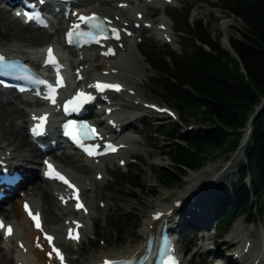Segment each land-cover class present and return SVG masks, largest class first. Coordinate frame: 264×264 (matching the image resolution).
Listing matches in <instances>:
<instances>
[{
    "label": "bare ground",
    "instance_id": "bare-ground-1",
    "mask_svg": "<svg viewBox=\"0 0 264 264\" xmlns=\"http://www.w3.org/2000/svg\"><path fill=\"white\" fill-rule=\"evenodd\" d=\"M117 1L118 0H99V3L95 5L93 0H82L79 1L78 5L85 7L86 11H93L102 16L109 17L115 24L124 26L125 30H131L132 35L136 32H141L143 29L141 25H143L145 21H150L145 19L148 16L147 5L137 3L135 6L134 4V9L131 11L129 7L125 8L118 6ZM213 11L215 12L217 20L213 23V27L221 30V34H219L218 37L219 43L221 42V45L228 47V50L233 54L229 45V32L230 25L233 23V16L230 12H228V14H231L229 16L223 15L221 9L218 7H214ZM138 12H143L144 18H139L137 14ZM5 13L6 10H3L0 6V24L3 27L7 26L8 28H6V30L9 29L11 35H13L16 40L35 45V48L30 51L23 50L21 44L13 45L17 53L25 58V61L33 64L38 62L37 45L43 40H46L45 44L47 46L51 43H61V38L59 36L60 26L55 27L54 33H48L44 30L37 29L29 30L28 26L22 25L21 22L14 17L7 21L4 17ZM162 13L165 14V10ZM207 14H209V11H207ZM73 16H76V14L69 13L68 21H74L73 19H70V17ZM135 22H138L140 27L135 28ZM153 23L154 26L150 29H156L160 32L165 31V38L170 39L168 31L171 29V25L165 19V16L159 15ZM163 25H165L168 30L162 29L161 26ZM113 44H115L117 48L116 54L119 53L120 55L117 60L115 59V62L111 64L105 63L104 59H102V62L84 65L85 61L92 62L95 57L93 54L83 51L76 54H80V59L78 64L72 69L79 68L80 72L83 73V79L75 82L79 86L87 87V84L90 83L89 79L93 80L99 76L102 77L103 74H101L99 70L100 66H103V69L108 70L106 77L109 79L106 78L107 80L121 83L119 80L111 79V76L122 74L128 82H131V85L124 86L120 92H110L105 95L108 100L113 101V111L109 116L114 118L115 123L112 126L113 131L110 135H113V140L116 144L123 143L122 149L119 150L116 155H108L95 161L86 159L82 162V159L65 150L60 151L59 154H55L54 156L50 155L51 158L62 163V166L60 165V167L64 169L79 185L82 195L88 189L92 191L90 198L85 199L86 206H84V208L88 209L87 215L82 214L81 217L80 212L72 210L71 205H69L70 195L65 186L41 178L42 173L39 171L36 161L40 160L41 162L42 157L38 158L40 150L34 146L33 140L30 139L29 135V122L33 116L39 114V110L35 107L36 105H33L27 100L21 99L19 95H14V102L10 96L12 93L11 90L0 91V160L17 162L20 167L19 170L23 172L25 176L24 181L15 189V193L18 194V189L25 187V189L23 188L22 190L24 192L23 195L14 197L10 201L8 200L10 203L9 208H0V217L5 220L6 224L14 226L16 232L14 237L11 235L6 238L4 236V227L0 228V264H58L53 257L46 256V253L50 252V248L42 238V231L50 232L53 235V239L63 248V250L66 249L67 244V241L64 239L66 227L71 226V223L79 225L81 228V237L84 235L85 231H88V223L85 218H87V220L91 219L93 216L92 212L95 213V209H93V200L98 195L97 183H100L105 179L104 173L106 171L105 166L107 165V162H112L116 157H118V160L124 159L127 155L129 156L130 154L135 153V149L129 144L136 143L138 141L137 138L123 133L128 130H133L134 122L137 120L135 116L141 118L146 111L154 113V116L157 114L156 111L151 109V106L145 104L143 101L131 98V95H140L136 80L139 82L138 71L144 69L140 65L139 60L144 59L145 52L139 50V47L137 46L138 42H135L134 44L130 43L129 38L126 37V35H122V37L119 40L114 41ZM134 47L138 50L140 55L135 52ZM99 50L105 51L106 46ZM123 50H125V53H122ZM70 53L73 54L72 51H70ZM105 57L111 58L112 56ZM148 58H150V56H148ZM91 71H93V73H91ZM74 77L75 74H73V78ZM128 79H132V81H129ZM74 88L77 87L75 86ZM20 102L24 103V105H20ZM93 107L94 105L89 107L88 111L90 112ZM51 108L52 111H57V108ZM132 108H136L140 110V112L137 111L131 113L130 110H132ZM97 111L99 112L98 109ZM249 128L250 125L248 124L243 129V135L239 146L228 159L227 165L223 171L214 170L213 166H209L202 168L196 173L190 174L188 178L189 185L184 188L182 192L176 194L170 202L148 212L147 217L143 218L141 227L139 228V235L135 240L136 244L129 252L116 254L102 253L98 256L92 257L89 262H85V264H95L100 262L104 257L114 258L118 256H127L131 259L139 257L143 253L147 237L149 234L155 235V233H157L158 226L164 218L166 219L165 224L167 230L172 233L173 248L181 259L179 264H186L183 260L182 250L179 246V237L175 233L180 230L182 223L187 219L199 222L204 229L211 225L214 217L212 200L214 195L213 189L215 188H213V185L217 183L219 177L232 171L233 168L240 163L245 148L250 141L251 134H249ZM156 164L160 165L164 164V162L158 161ZM76 170L82 172V174L76 175ZM83 173H86L87 176H83ZM169 195L170 193L163 192L161 196L162 198H166ZM61 198H63V200ZM15 199L18 200V203H15ZM23 202H28L30 204L32 212L41 213L43 218L41 230L32 227L29 217L22 210L21 204ZM161 212L162 216L159 219H156L155 216ZM69 213H72V217L77 216L78 218L73 220L69 216H66V218H64L66 221H63V225L52 224L53 221H56V217L67 215ZM61 228L65 229L64 232ZM19 230L21 231L19 232ZM252 232V230H246L241 222H238L232 226L228 237L225 239V242L230 244L229 246H235L237 249V260L240 264L260 263L261 256L259 255V251L261 249L260 246H258L257 239H250ZM11 239H14L15 246H8V249L5 250L1 243ZM19 242H22L21 249L18 247ZM221 248L222 247H218L216 249L217 251H221ZM207 249L206 244V247H203L202 251H207ZM13 250L16 252L17 257L15 258L10 253ZM65 261L68 262L67 264H77L76 261L73 262L68 256Z\"/></svg>",
    "mask_w": 264,
    "mask_h": 264
},
{
    "label": "trees",
    "instance_id": "trees-1",
    "mask_svg": "<svg viewBox=\"0 0 264 264\" xmlns=\"http://www.w3.org/2000/svg\"><path fill=\"white\" fill-rule=\"evenodd\" d=\"M242 25L229 37L234 52L220 46L201 19L189 23L186 8L183 18L186 28L176 29L184 44L176 54L167 49L166 59L150 53L149 61L158 77L154 81L160 98L179 112V121L154 133L168 140L166 155L172 167L157 172L159 186H171L176 176L189 170H199L205 163L204 154L210 148L221 152L235 151L255 107L264 98V0H219ZM149 56V54H148ZM188 117L206 124L197 129L182 130L181 122ZM245 161L237 168V181L231 192L219 198L215 206V236L221 237L240 214L264 216V105L253 121ZM129 173H127L128 175ZM249 178V184L245 181ZM139 190L145 189L140 176L122 179ZM156 190H151L154 196ZM110 237L123 243L128 219L114 213L105 218ZM98 228V225L96 226ZM185 245L197 236L189 223L182 227Z\"/></svg>",
    "mask_w": 264,
    "mask_h": 264
},
{
    "label": "rangeland",
    "instance_id": "rangeland-1",
    "mask_svg": "<svg viewBox=\"0 0 264 264\" xmlns=\"http://www.w3.org/2000/svg\"><path fill=\"white\" fill-rule=\"evenodd\" d=\"M220 3L221 2L219 0H199L197 2H195L194 0H172V2L168 6H165L164 9L154 10L153 13H150L148 11V16H145V19L147 20H151L149 18H152L153 22L159 15L165 16V19L171 25V29L168 32V34L170 35L169 42H166V40L158 39L154 35V29H148L146 33L143 32L145 27L144 25L150 23L151 21H146L143 25H141V27H143L142 31L136 32L133 37L129 38V41L130 43L132 41H141L138 46H140L142 51H144L146 54H149V56H151L150 53H153L155 56L162 58L165 54H167V49H170L176 54H179V52H181V46L184 44V40L183 38L179 37V34L175 33L172 29L174 28L176 30L181 27L186 28L183 14L185 13L186 8H188L189 6H191L188 12L189 23L201 19L205 26L209 28L210 31H212V36L214 37V39H216L217 37H219V34H221V30L215 29L213 27V23L217 21L213 8L214 5L218 6ZM94 4L97 5V2ZM219 8L221 9L223 15H231L228 14V11L224 8ZM164 10L165 14L162 13ZM207 11H209V14H207ZM140 13L143 14V12ZM232 16L233 23L230 25L229 32L231 37L236 35L235 29L242 25L241 20L236 19L233 14ZM4 17L7 21L12 18L10 13L8 12L5 13ZM56 27H59V25H57ZM6 28L8 27H3L0 24V48L13 47V45L16 44H21L22 49L25 51H30L35 48V45L16 40L15 37L11 35L10 30H6ZM28 29L35 30L31 26H28ZM186 31L189 32L187 28ZM59 36L60 38H62L61 28ZM45 41L46 40H43L39 45H37V48L40 46H44L46 43ZM219 44L221 47L228 49V47L221 45V42ZM134 50L135 52H137V54H139L136 48ZM70 51L71 49L67 48L64 54L67 56V61L65 62L67 63L68 67L71 68L72 73V68L78 64L80 54H71ZM88 53L93 54L95 58L94 60H92V62L85 61L84 65H89L91 63L96 64L98 62H102V59H104L105 63L111 64L115 62V59L117 60L120 56L119 54H117L116 56L114 55V57L111 58H102L98 55V50H89ZM122 53H125V50H123ZM166 59L168 60L169 57L166 56ZM139 61L140 65L144 68L143 70L138 71L139 82L138 80H136L140 95H131V98L139 99L145 104H152L153 106L155 105V107L160 106V108H164L165 106H167V102L160 98V91H158L156 89V86L154 85V81L158 77V74L154 71L151 63L145 56L144 59H140ZM99 70L101 74H104L107 71V69H103V66H100ZM91 73H93V71H91ZM111 79L121 81L124 86L131 85V82H128L122 74L111 76ZM128 80L132 81V79ZM11 99L15 102L14 97L12 98L11 96ZM170 107V109L174 112V117H171L167 113H160L161 115L156 114L154 116V113L146 111L144 116L140 120L135 121L133 130H128L126 131V133H123L132 135L137 138L138 141L136 143L129 144L135 149V153H132L129 156L127 155L126 157H124V159L118 160V157H116L112 162H107V165L105 166L106 171L104 173L105 179L102 182L97 183L98 195L93 200V209H95V213L92 212L93 216L91 219H88L89 221L87 220V218H85L88 223L89 229L88 231L84 232V235L81 237L80 241L76 243L67 242L66 244L65 252L68 258H70L73 262L76 261L77 264H85V262H89L92 257L98 256L102 253L116 254L129 252L136 244L135 240L139 235V228L141 227L143 218L147 217V214L148 212H150V210H155L157 207L170 202V200H172V198H174L176 194L182 192L183 189L189 185L188 178L190 174L196 173L202 168L209 166H213L214 170L217 171H223L225 169L228 158L233 155L234 151L224 153L221 152L219 148H210L207 153L204 154L205 163L199 170H189L183 177L176 176V181L173 182L171 186L158 185L157 172L160 170V168L170 169L172 167V164L169 158L164 155V152L166 150L165 144H167L168 140L164 138L161 133L153 134L152 131L166 129L169 124L178 120V113L171 105ZM130 111L137 112L138 109L132 108V110ZM205 124L206 123L198 119V117H188L186 122H181V126L184 131H186V129H190L189 127L197 130L203 127ZM38 158H41V155H39ZM242 158L244 160V156H242ZM121 161H123L122 164ZM156 161L164 162V164H156ZM39 163L40 160L36 161V165H38ZM58 164L62 166V163L58 162ZM238 165L233 168V172L236 171ZM232 171L227 172L223 176L219 177L217 183L213 185V188H215L213 189L214 193L216 192L217 188L220 189L221 187H225V189L230 192L229 185L231 180H233L232 184L240 181V178L236 173L232 175ZM127 173L129 174L127 175ZM81 174L82 172L76 170V175ZM83 176H87V174L83 173ZM133 176H140L142 183L145 185V189L139 190L138 188L130 186L129 184H124L122 179L128 177L132 178ZM23 188L25 189V187H22L19 189V191H22ZM151 190H156L157 193L152 196L150 194ZM163 192H167L168 194L170 193V195L166 198H162L161 195ZM91 195L92 191L90 189L86 190L83 193L84 200L86 198H90ZM14 201L15 203H18L17 199H15ZM9 204L10 203L8 201L3 203L6 209L9 208ZM212 211L214 214L213 209ZM112 213H114L116 216L120 215L128 219V226H126L125 228V235L121 236L124 239L123 243H119L118 240H114L110 237V227L105 222V219H102L103 216L107 218V216ZM66 216H69L72 219L78 218L77 216L72 217V213H69L67 215L56 217L57 222L53 221L52 224L63 225V221H66V219H64L66 218ZM80 216L82 217V213H80ZM249 218L250 216L246 214L238 216L232 222L229 230L224 235H222L220 239H216L213 233V229L216 226V219L215 217H213L211 225L202 230V232L197 235L196 239L191 241L188 245L190 252L183 255V260L185 261V263L214 264L213 262H210L209 257H205V251H202L203 247H206L207 244V248L212 247L214 248V251H217L216 248L222 247L221 251L219 250L220 255L224 256V258H222V262H225L227 260V262L232 261L236 262L237 264L238 262L237 260H235L237 249L235 248V246H229L230 244L225 242V239L228 237L232 226L234 224H237L238 222H241L246 230L253 231L250 239L258 240V246H260L261 249L259 251V255L261 256L264 251V216L256 214L255 218L251 221ZM97 225L98 228H96ZM61 229L64 231V228ZM20 231L21 230H19V232ZM179 231L180 230H178V232L175 234L179 237V246L184 253L185 241L181 237L182 235ZM1 244L4 249L7 250L8 246H15V241L14 239H11L8 241H3ZM10 253L14 258L17 257L14 250ZM259 264H264V257Z\"/></svg>",
    "mask_w": 264,
    "mask_h": 264
},
{
    "label": "snow or ice",
    "instance_id": "snow-or-ice-1",
    "mask_svg": "<svg viewBox=\"0 0 264 264\" xmlns=\"http://www.w3.org/2000/svg\"><path fill=\"white\" fill-rule=\"evenodd\" d=\"M39 3L40 4H43L44 3V0H39ZM36 15H39V14L36 13ZM29 18L31 19L32 17H29ZM79 21L80 22H83V23H87L90 27L95 28V29H99L101 31V33H103V22H101L99 20V18L95 14H92L90 16H83V15H81V16H79ZM73 27H74V29H78L79 28V25L77 24V25H74ZM111 31H112V34L118 39L119 38V35H118L117 30L115 28H113V29H111ZM76 34L82 35V33H76ZM73 35H74V32L73 31H70L69 33H67V37H68L69 43L72 42ZM105 38H107V37H105ZM109 51H111V50H109ZM48 57H49V60L47 62L52 63L54 65L57 64V61H56L55 57L53 56V50H52L51 47H49V49H48ZM0 59H3V58L0 57ZM40 83H46V82L45 81H40ZM60 86H62V78L59 75H57V83H56V85L55 86L48 85V88H49L51 94L49 96H47L46 99H49V100H51L52 103H55V90H56L57 87H60ZM95 86L99 90H101V91L105 87L115 88L116 90H119V88H120L119 85H107V84L101 85L99 83L97 85H95ZM90 99H92L91 96H87L83 92L78 93L76 99H74L73 101L67 102V104L65 105V111L67 112V111L70 110L69 105H72L73 106L71 108V110H77L79 108V106H80L81 103H83L85 100H90ZM33 119L37 120L38 123L33 127L32 131L34 133H36V134H39V133L43 132V130H44V124L46 123V120H47V115L45 114V115H42V116H39V117H35L34 116ZM71 126H73V124L70 122L69 127H71ZM84 127L87 128L86 125ZM91 132L93 134H95V130L94 129H92ZM107 148H108L109 151H115L116 150L111 145H108ZM86 151H88V154L90 156L97 154L94 151H89L88 149H86ZM100 154H103V153H100ZM48 167L50 169H52V166L51 165H49ZM55 177L63 180V182L66 183V184H68V186L70 188H73L74 197L78 201V199H79L78 198V190L75 188V186L72 185L71 183H69V181L65 177H63L59 172H56L55 173ZM61 199L63 200V198H61ZM25 207H26V210H27V205H25ZM77 207L78 208H82L83 205L81 203L77 202ZM29 215L33 218L34 223H35V226L38 229H41V224H40V221H39V213L33 214V213L29 212ZM78 226L79 225H77V227ZM0 227H4L2 221H0ZM11 231H12L11 226H8L7 227V230L5 232V235L6 236L7 235H10L11 234ZM73 233H74V230L73 229H69V233H68L69 234V238H71V239H78L79 238L78 235H74ZM45 238L48 240L49 244L52 243L53 237L45 234ZM53 252H55V254L57 255V257L61 260V262H63V256L61 255L60 250L57 249V248H55V247H53ZM49 255H51V253H49ZM103 264H130V262L105 260L103 262ZM166 264H174V261L171 258H169V260L166 261Z\"/></svg>",
    "mask_w": 264,
    "mask_h": 264
},
{
    "label": "water",
    "instance_id": "water-1",
    "mask_svg": "<svg viewBox=\"0 0 264 264\" xmlns=\"http://www.w3.org/2000/svg\"><path fill=\"white\" fill-rule=\"evenodd\" d=\"M263 105H264V98H262V101L260 102V104L257 107H255L254 112L252 113V115L250 116L249 120L247 121V125L248 124L250 125V128L248 130L249 131V134H251L253 121L256 118L258 112L261 110V108H262Z\"/></svg>",
    "mask_w": 264,
    "mask_h": 264
}]
</instances>
